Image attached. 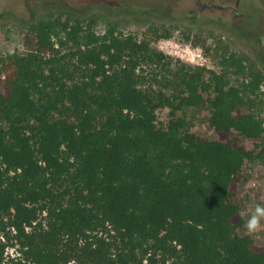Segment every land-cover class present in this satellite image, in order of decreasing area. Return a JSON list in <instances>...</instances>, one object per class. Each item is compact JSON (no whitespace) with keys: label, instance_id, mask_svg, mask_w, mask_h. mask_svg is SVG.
Masks as SVG:
<instances>
[{"label":"trees","instance_id":"16d2710c","mask_svg":"<svg viewBox=\"0 0 264 264\" xmlns=\"http://www.w3.org/2000/svg\"><path fill=\"white\" fill-rule=\"evenodd\" d=\"M221 63L114 25L31 22L24 50L0 53V264H264L235 201L246 161L264 162L262 75ZM206 102L221 139L179 114Z\"/></svg>","mask_w":264,"mask_h":264},{"label":"rangeland","instance_id":"374dc122","mask_svg":"<svg viewBox=\"0 0 264 264\" xmlns=\"http://www.w3.org/2000/svg\"><path fill=\"white\" fill-rule=\"evenodd\" d=\"M209 1L215 5L201 10L197 0H0V53L22 52L30 23L41 18L81 20L100 33L114 25L125 33L150 39L160 50L194 66L220 71L224 69V53H236L243 57L247 73L256 69L261 72L257 103L264 109V0ZM166 33L171 35L166 37ZM189 53L195 54L193 60ZM145 68L148 74L152 71ZM229 72L235 83L247 76L237 67ZM184 111L193 133L206 139L223 138L210 124L209 102L179 114ZM157 114L161 124L171 117L168 107L158 109ZM239 141L250 144L241 135ZM235 201L241 210L249 212L255 204H264V162L246 161ZM244 224L238 233L249 235L256 245L263 246L264 228L250 235Z\"/></svg>","mask_w":264,"mask_h":264},{"label":"clouds","instance_id":"9594fccd","mask_svg":"<svg viewBox=\"0 0 264 264\" xmlns=\"http://www.w3.org/2000/svg\"><path fill=\"white\" fill-rule=\"evenodd\" d=\"M240 215L246 218L244 228L247 234H255L264 228V204H255L250 212L241 210Z\"/></svg>","mask_w":264,"mask_h":264},{"label":"flooded vegetation","instance_id":"af4514ba","mask_svg":"<svg viewBox=\"0 0 264 264\" xmlns=\"http://www.w3.org/2000/svg\"><path fill=\"white\" fill-rule=\"evenodd\" d=\"M201 5V10L213 7L215 4L211 3L209 0H197ZM238 10V9H237Z\"/></svg>","mask_w":264,"mask_h":264},{"label":"built area","instance_id":"2783aa9c","mask_svg":"<svg viewBox=\"0 0 264 264\" xmlns=\"http://www.w3.org/2000/svg\"><path fill=\"white\" fill-rule=\"evenodd\" d=\"M188 56H189V59H190V60H193V59L195 58V54H190V53H189Z\"/></svg>","mask_w":264,"mask_h":264}]
</instances>
